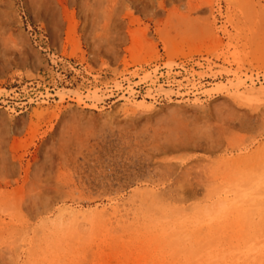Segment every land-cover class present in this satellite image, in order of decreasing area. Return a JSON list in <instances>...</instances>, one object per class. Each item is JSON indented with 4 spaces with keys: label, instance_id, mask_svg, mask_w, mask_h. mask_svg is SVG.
Returning a JSON list of instances; mask_svg holds the SVG:
<instances>
[{
    "label": "rangeland",
    "instance_id": "obj_1",
    "mask_svg": "<svg viewBox=\"0 0 264 264\" xmlns=\"http://www.w3.org/2000/svg\"><path fill=\"white\" fill-rule=\"evenodd\" d=\"M263 187L264 0H0V264H264Z\"/></svg>",
    "mask_w": 264,
    "mask_h": 264
},
{
    "label": "bare ground",
    "instance_id": "obj_2",
    "mask_svg": "<svg viewBox=\"0 0 264 264\" xmlns=\"http://www.w3.org/2000/svg\"><path fill=\"white\" fill-rule=\"evenodd\" d=\"M263 188H264V187H263ZM263 190H264V189H263ZM260 191H261V189H260ZM260 200H261V199H259L258 201H260ZM248 201H249V200H248ZM256 201H257V198H256ZM246 203H247V201H246ZM251 203H252V202H251ZM254 203H255V202H254ZM263 203H264V202H263ZM247 206H248V205H247ZM262 208H263V207H262ZM251 209H253V208H251ZM251 209H250V210H251ZM236 210H237V209H236ZM263 211H264V210H263ZM262 214H263V213H262ZM252 234H253V233H252ZM259 235H260V234H259ZM259 235H258V236H259ZM237 236H238V235H237ZM241 236H242V235H241ZM241 236H240V237H241ZM245 236H246V235H245ZM248 236H249V235H248ZM258 236H257V237H258ZM232 237H233V236H232ZM240 237H238V238H240ZM252 237H253V236H252ZM259 237H260V236H259ZM259 237H258V238H259ZM243 238H244V237H243ZM230 239H231V238H230ZM235 239H236V237H235ZM241 240H244V239L240 238L239 241H241ZM259 240H260V239H259ZM242 242H243V241H242ZM243 243H244V242H243ZM228 244H229V243H228ZM235 244H236V243H235ZM235 244H234V246H235ZM238 244H239V243H238ZM232 245H233V243H232ZM239 247H240V245H239ZM222 249H223V248H222ZM226 249H227V248H226ZM242 249H243V248H242ZM227 252H228V250H227ZM223 253H225V252H223ZM253 254L255 255V253H253ZM250 255H251V254H250ZM256 255H258V254H256ZM256 255H255V256H256ZM214 256H215V255H214ZM231 257H232V256H231ZM211 258H212V257H211ZM255 258H257V257H255ZM259 258H261V257H259ZM226 259H227V258H226ZM246 259H248V258H246ZM219 260H220V259H219ZM259 260H260V259H259ZM217 261H218V260H217ZM231 261H232V260H231ZM242 261H244L243 258H242ZM253 261H254V260H253ZM225 262H226V261H225ZM238 262H239V261H238ZM255 262H256V261H255ZM257 262H258V261H257ZM263 262H264V260H263ZM210 263H211V262H210ZM233 263H234V262H232V264H233ZM246 263H247V262H246ZM228 264H229V263H228ZM242 264H244V263H242ZM257 264H258V263H257ZM259 264H260V262H259ZM261 264H262V263H261Z\"/></svg>",
    "mask_w": 264,
    "mask_h": 264
}]
</instances>
